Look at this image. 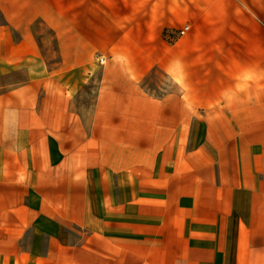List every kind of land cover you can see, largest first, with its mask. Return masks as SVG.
Masks as SVG:
<instances>
[{"label":"crops","instance_id":"1","mask_svg":"<svg viewBox=\"0 0 264 264\" xmlns=\"http://www.w3.org/2000/svg\"><path fill=\"white\" fill-rule=\"evenodd\" d=\"M0 264H264V0H0Z\"/></svg>","mask_w":264,"mask_h":264},{"label":"rangeland","instance_id":"2","mask_svg":"<svg viewBox=\"0 0 264 264\" xmlns=\"http://www.w3.org/2000/svg\"><path fill=\"white\" fill-rule=\"evenodd\" d=\"M49 1H50L51 3H53V4H56V5L58 4L60 7H69V6H71V4H72V0H49ZM67 15H68V17H69L70 19H73V14H72V12L67 13ZM84 16H87V13H86V12H84V13L81 14V17H82L81 25H82V26H85V27L82 28V30H83L86 34H88L87 21H84V20H83V17H84ZM77 19H78V18H77ZM38 31H40V32L43 33L42 38H44V39L47 40V43H48L49 48H50V49H52V47L55 48V44H54V41H53V36H54V35H53V31L48 30L46 27L41 26V25L38 26ZM43 44H44V42H43ZM101 47H104V46H101ZM98 55H99V52H98Z\"/></svg>","mask_w":264,"mask_h":264},{"label":"built area","instance_id":"3","mask_svg":"<svg viewBox=\"0 0 264 264\" xmlns=\"http://www.w3.org/2000/svg\"><path fill=\"white\" fill-rule=\"evenodd\" d=\"M189 31H190V27H185L184 30L180 31L179 35H180V36H183V35H185V34H186L187 32H189ZM105 62H106V61H105L104 58H101V59H100V64L104 65Z\"/></svg>","mask_w":264,"mask_h":264}]
</instances>
